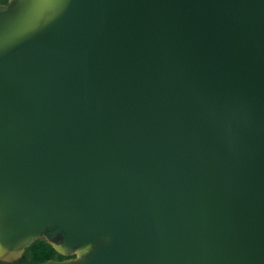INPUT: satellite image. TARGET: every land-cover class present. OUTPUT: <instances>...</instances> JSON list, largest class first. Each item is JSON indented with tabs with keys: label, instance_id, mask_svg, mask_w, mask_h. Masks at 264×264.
Returning a JSON list of instances; mask_svg holds the SVG:
<instances>
[{
	"label": "water",
	"instance_id": "water-1",
	"mask_svg": "<svg viewBox=\"0 0 264 264\" xmlns=\"http://www.w3.org/2000/svg\"><path fill=\"white\" fill-rule=\"evenodd\" d=\"M264 264V0L0 3V261Z\"/></svg>",
	"mask_w": 264,
	"mask_h": 264
},
{
	"label": "trees",
	"instance_id": "trees-1",
	"mask_svg": "<svg viewBox=\"0 0 264 264\" xmlns=\"http://www.w3.org/2000/svg\"><path fill=\"white\" fill-rule=\"evenodd\" d=\"M24 261L21 264H40L49 260H65L46 242L38 241L32 244L26 249L24 255Z\"/></svg>",
	"mask_w": 264,
	"mask_h": 264
},
{
	"label": "flooded vegetation",
	"instance_id": "flooded-vegetation-1",
	"mask_svg": "<svg viewBox=\"0 0 264 264\" xmlns=\"http://www.w3.org/2000/svg\"><path fill=\"white\" fill-rule=\"evenodd\" d=\"M9 0H0V3L2 4H6ZM24 261V257L16 260V261H12V262H3L0 261V264H21Z\"/></svg>",
	"mask_w": 264,
	"mask_h": 264
},
{
	"label": "snow or ice",
	"instance_id": "snow-or-ice-1",
	"mask_svg": "<svg viewBox=\"0 0 264 264\" xmlns=\"http://www.w3.org/2000/svg\"><path fill=\"white\" fill-rule=\"evenodd\" d=\"M35 2L40 3V2H47V3H55V0H35ZM4 251L3 247L0 246V254H2Z\"/></svg>",
	"mask_w": 264,
	"mask_h": 264
}]
</instances>
